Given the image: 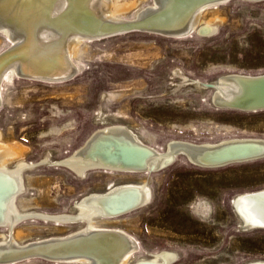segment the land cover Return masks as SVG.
Instances as JSON below:
<instances>
[{
	"label": "rangeland",
	"instance_id": "1",
	"mask_svg": "<svg viewBox=\"0 0 264 264\" xmlns=\"http://www.w3.org/2000/svg\"><path fill=\"white\" fill-rule=\"evenodd\" d=\"M218 8L224 21L212 36L193 33L176 39L131 32L92 41L83 66L68 81L14 78L5 91L1 89L12 99L0 105L2 131L8 135L12 129L29 163L48 154L55 161L70 156L107 126L96 122L99 114L110 125L126 124L160 153L171 141L212 145L263 140L264 111L220 109L211 102V90L183 84L178 74L202 83L230 74H264V2L232 0ZM4 50L0 45V53ZM112 92L122 97L102 98ZM27 173L42 181L41 195L36 188L25 194L37 197L33 211L51 215L72 212L75 200L93 191L105 192L119 178L148 177L151 201L118 221L139 244V254L175 251L179 257L172 264L264 260V229L245 232L232 205L236 195L264 189V157L201 167L181 155L150 174L98 169L84 179L58 165H39ZM34 217L22 219L14 232L27 229L25 234L33 239L46 238L69 234L79 226ZM23 261L19 264H56L42 258Z\"/></svg>",
	"mask_w": 264,
	"mask_h": 264
},
{
	"label": "bare ground",
	"instance_id": "2",
	"mask_svg": "<svg viewBox=\"0 0 264 264\" xmlns=\"http://www.w3.org/2000/svg\"><path fill=\"white\" fill-rule=\"evenodd\" d=\"M148 1L0 0V45H5V50L0 55L17 49H23L24 51L22 52L24 54L22 59L10 62L2 71L0 76V105L3 102L9 103L12 100L9 94L5 95L4 91L8 84L14 81V78L59 84L73 77L78 68L83 66V59L88 57L89 44L92 41L100 40L103 35V33L97 32L100 23L117 25L129 24L128 22L140 23L145 19H149L156 24L160 23L163 28L168 30H161L160 27L155 25H147L140 28L142 29L140 31L149 33L177 32L178 34L184 31H187L186 33L192 31V34L198 33L211 36L214 35L212 32H216L224 21L218 8V5L223 3L224 0H200V2H197L198 4H191L188 2L190 0H153L150 4H148ZM172 7L174 11L165 14L163 17L169 21L165 22L166 19L162 21L163 18H159L158 15L167 10L165 8ZM178 74L182 77L183 84H189L198 89H203L204 85L212 82H223L222 76L214 81L202 83L188 79L180 72ZM218 86V89L214 91L215 94H220L223 98L229 100L233 98L234 92L238 90L236 85ZM3 87L4 91L1 93ZM121 97V93L112 92L103 94L102 98L119 99ZM17 101L21 100L18 99ZM98 116L99 119H96V122L107 126L98 129L93 136H96L99 132H104V134H108L115 139L116 142L134 148H123L120 151V159L122 160L116 164L105 162L102 158H91L88 155L81 154V148L85 144L62 160L55 161L48 154L40 162L29 163L25 159L26 150L19 144L20 142L18 143L14 139L12 129L10 128L9 134L6 135L0 127V228H8V231L0 232V264H19L22 260L4 263L9 261L5 260V255L27 251L35 248L38 243H47L52 240L77 242L72 245L71 249L83 252L93 250L97 253H93L94 257L97 256L93 259L88 256L66 257L57 254L61 258L55 259L56 264H172L178 259V253L169 250L139 254V244L123 226L119 227L118 221L121 216L138 210L145 205L127 211L128 213H123L124 210L138 202L147 205L151 201L152 190L147 180L148 177L137 179L119 178L117 184L109 187L107 191H93L75 200L71 204L72 212L51 215L33 211L36 209L33 206L38 205L37 197L33 195L26 197L25 194L31 188H36L39 195H41L42 181L27 172L39 165L63 166L64 164L63 167L82 179L85 178L88 172L98 169L126 174H150L159 171L160 167L173 160L175 152L171 150V146L186 144L180 140L171 141L167 144L166 152L160 153L145 145L141 138L125 126L126 124L110 125L108 119L103 117L102 114ZM248 141L257 142L262 140L245 138L246 143H237L240 146L236 147L235 155L247 157L263 149V146L258 143ZM203 144L209 145L211 143ZM112 149L117 150L115 147ZM108 150L109 148L104 149V151ZM139 162H142V165H133ZM118 188L121 191H117L110 197H104L106 192ZM259 191H264V189L238 194L233 198L235 213L240 217L245 232L264 229V200H257L255 202L257 206H254V203L243 201V195ZM20 195L21 198L17 199ZM16 200H18L19 206H16ZM27 216L54 221L55 224L63 226L76 224L79 226L74 231L71 230L73 232L69 234L58 233L48 235L46 238L36 237L33 239L31 234H25L27 229L14 232L15 226ZM56 229L61 232L64 231L63 228L58 227ZM108 234L124 236L123 238L127 239V245L123 241L119 242L113 239L115 242L109 240L108 242L111 244L107 246L104 241L101 242L100 240L103 237L110 236ZM86 236H91V238L86 239ZM84 238L87 241L78 242ZM125 248L126 250L123 251ZM59 250H61L60 247L54 248L52 253H59ZM101 260L102 263H100ZM244 264H264V260L257 259Z\"/></svg>",
	"mask_w": 264,
	"mask_h": 264
},
{
	"label": "water",
	"instance_id": "3",
	"mask_svg": "<svg viewBox=\"0 0 264 264\" xmlns=\"http://www.w3.org/2000/svg\"><path fill=\"white\" fill-rule=\"evenodd\" d=\"M230 1L232 0H224V2L220 3L219 5L226 4ZM245 1L255 2V3L264 2V0H245ZM188 2L191 4H196L197 2H200V0H190ZM193 6H197V5H193ZM165 9L167 10H164L161 14L158 15L159 18H163L165 14H168L174 11L173 7L165 8ZM178 13H181V12H178ZM164 19L166 18H163L161 20L163 21ZM164 21L166 22L169 20L166 19ZM128 23L129 24H117V25L108 24V23L106 24L100 23L99 27H97L98 28L97 32L103 33V35H105V36L102 35L100 40L119 36L122 34H128L131 32L140 31L142 30L140 28H144L147 25H155L156 27H160L161 30H168L167 28H163V25H161L160 23L156 24L150 21L149 19H145V21L140 22V23H135V22H128ZM144 32H147V31H144ZM186 32L187 31H184L179 34L177 32H159V33L151 32V33L158 34L160 36H164L167 38L180 39V37H188L192 34V31L191 32L189 31L188 33ZM216 32H212V34H215ZM202 36H210V35H202ZM22 52H24L23 49H17L16 51H9L7 53L5 52L4 54L0 55V76L2 74L3 69L6 67L7 64L15 60H20L24 57V54ZM221 78L223 82H220V83L212 82V83L204 85V89L211 90L213 92L212 99H211V102L213 105H215L216 107L220 109L236 110V111H241V112L264 111V75L249 77L245 75L242 76L238 74H230V75L222 76ZM218 85H222V86L223 85L224 86L236 85L238 87V90L234 92L233 98L229 100V99L223 98L220 94L219 95L215 94L214 91L218 89L219 87ZM95 134L96 133H94L93 135ZM93 135L87 140V142L85 143V146L81 148V151H80L81 154L86 155V156L88 155L91 158H102L105 162L116 164L122 160L120 159L121 158L120 151L123 148L125 149L132 148V147L123 145L120 142H116L115 139L110 137V135L108 134H104V132H99V134H97L96 136H93ZM246 142L245 140H235V141H226V142H222L219 144H212V145H192V144H187V143L183 145L176 144L170 147L171 150L175 152L173 160L169 161L167 164H165V166L160 167L158 170L173 163L176 160V158L181 155L186 157V159H188L189 162L195 165L201 166V167H218V166L226 165L231 162L245 161V160H250V159H254L258 157H264V140L257 141V142L248 141L252 143H258L259 145L263 146V149L261 148L262 149L261 151L253 155H249L247 157L235 155L236 147L240 146V144H237V143H246ZM113 147H115L117 150H113L112 149ZM105 148H109V150L104 151ZM133 165L140 166L142 165V162H139L138 164H133ZM63 166L65 165L63 164ZM100 169H103V168H100ZM117 191H121V190H119L118 188L111 192L110 191L106 192L104 197H110L111 195L117 193ZM243 196H244L243 201L248 202V203H254V206H257V203H255L257 200L258 201L264 200V191H259V192L252 193V194H246ZM143 205H146V204L138 202L132 207L128 208L127 210H124L123 213L130 211V210H134V208L135 209L140 208ZM232 205L236 212L234 202L232 203ZM108 235L110 236L103 237L100 240L101 242L104 241V243H106L107 246L111 244L108 242L109 240L110 241L117 240L119 242L123 241L126 245L128 243L127 239L123 238L124 236L114 235V234L113 235L108 234ZM85 238L89 239L91 238V236H86ZM85 238L78 242L87 241ZM76 243L77 242L60 241V240L58 241L52 240L50 242H47V243L45 242L42 244L38 243L36 244L37 246L35 248H31L27 251H21L18 253H11V254L5 255L6 256L4 257L6 258L5 260H9V261H5V262L3 261V262L6 263V262L14 261V260L23 261V260L31 259L34 257L55 261V259L61 258L57 254H61L66 257L88 256L92 259L97 257V256L94 257V254H97V253L96 251H93V250L85 251L87 252L85 253L81 250L71 249L72 245ZM57 247L61 248V250H59V253H56V254L52 253V250ZM125 250L126 248L123 249V251ZM100 263H102V260Z\"/></svg>",
	"mask_w": 264,
	"mask_h": 264
}]
</instances>
